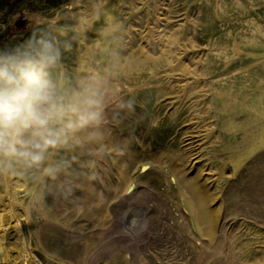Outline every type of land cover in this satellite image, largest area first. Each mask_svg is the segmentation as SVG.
Instances as JSON below:
<instances>
[{
  "label": "rangeland",
  "instance_id": "rangeland-1",
  "mask_svg": "<svg viewBox=\"0 0 264 264\" xmlns=\"http://www.w3.org/2000/svg\"><path fill=\"white\" fill-rule=\"evenodd\" d=\"M89 7L0 0V48L55 19L81 32L64 59L82 69L101 26ZM105 7L124 25L117 92L135 110L109 109L110 155L71 195L41 205L33 178L0 175L2 264H264V0Z\"/></svg>",
  "mask_w": 264,
  "mask_h": 264
},
{
  "label": "clouds",
  "instance_id": "clouds-1",
  "mask_svg": "<svg viewBox=\"0 0 264 264\" xmlns=\"http://www.w3.org/2000/svg\"><path fill=\"white\" fill-rule=\"evenodd\" d=\"M57 13L73 16L72 4ZM85 15L101 26L82 69L69 70L64 59L81 32L55 19L33 17L27 39L0 48V175L33 178L41 205L49 195H71L81 174L96 178L111 152L109 109L114 119L135 110L117 92L123 23L104 22L105 0H90Z\"/></svg>",
  "mask_w": 264,
  "mask_h": 264
},
{
  "label": "bare ground",
  "instance_id": "bare-ground-1",
  "mask_svg": "<svg viewBox=\"0 0 264 264\" xmlns=\"http://www.w3.org/2000/svg\"><path fill=\"white\" fill-rule=\"evenodd\" d=\"M168 48V47H167ZM166 51V50H165ZM182 66V65H181ZM183 67V69L184 68H186V67H184V66H182ZM182 67H180V68H182ZM186 70H187V68H186ZM182 71V70H181ZM188 71V70H187ZM191 71V70H190ZM203 191L205 192L206 190L203 188ZM203 197H205V193H203V195H202ZM0 223H2V216L0 217ZM213 224V225H212ZM214 224L216 225V218L214 217L213 218V220L211 221V224H210V227H209V231L210 232H213L214 231V229H215V226H214ZM1 225H3V224H1ZM1 233V232H0ZM1 253H2V257L0 258V264H2V261L4 260V258L6 257V252H5V249L4 248H2V251H1ZM11 261V260H10Z\"/></svg>",
  "mask_w": 264,
  "mask_h": 264
}]
</instances>
